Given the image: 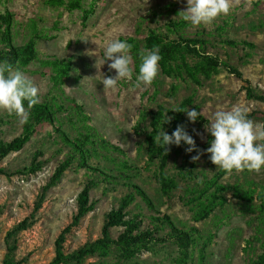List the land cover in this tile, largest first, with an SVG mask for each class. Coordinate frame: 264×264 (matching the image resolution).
<instances>
[{
    "label": "rangeland",
    "instance_id": "1",
    "mask_svg": "<svg viewBox=\"0 0 264 264\" xmlns=\"http://www.w3.org/2000/svg\"><path fill=\"white\" fill-rule=\"evenodd\" d=\"M80 1L82 9L71 11L59 1L0 0V63L22 70L37 86L40 103H48L56 111L53 124L35 126L20 151L0 160L4 171L0 175V264L6 258L25 264H49L55 256L58 235L77 212V195L90 182L93 210L66 235V254L96 240L105 215L119 209L130 195L134 199L123 210L125 219L135 220L139 232L151 236L129 241V247L138 252L132 258L127 257L125 247L112 246L106 255L88 257L83 264L264 261V216L257 199H264V169L226 173L220 180L227 189L226 204L196 222L206 182L220 170L208 154H202L195 162L193 178H187L184 171L192 164L194 152L186 153V145H172L166 155L158 156L151 154L146 144L151 115L158 106L175 110L189 97L193 105L188 109H195L206 121L190 123L183 114L181 125L193 136L198 149L208 137L205 125L217 111L238 106L248 119L264 128V100L249 99L245 91L248 83L257 98H264V0H231L228 15L197 27L180 17L187 10V0ZM169 23L181 24L173 30L167 27ZM149 29L155 30L164 44L174 43L179 65L183 56L190 67H198V82L185 74L166 77L159 69L147 89H135L134 77L119 81L115 89L104 88L103 78L115 75L108 69L110 61L101 63L108 42L133 37L143 50ZM30 42L37 53L35 60L24 65L10 56L11 48L22 50ZM54 58L71 63L62 85L52 81L49 63ZM24 125L15 114L0 110V147L19 137ZM66 139L85 142L88 152L84 162L79 156L72 157L60 181L49 186L55 168L71 157ZM101 140L125 155L104 148ZM163 158L162 171L176 184L168 196L162 195L158 182ZM34 166L39 169L31 173ZM133 187L146 195L150 206ZM235 192L252 195L253 200L240 201L234 197ZM164 217L172 226L164 222ZM24 220L31 223L29 229L6 241L7 232ZM123 233L124 228L110 230L114 240Z\"/></svg>",
    "mask_w": 264,
    "mask_h": 264
},
{
    "label": "trees",
    "instance_id": "2",
    "mask_svg": "<svg viewBox=\"0 0 264 264\" xmlns=\"http://www.w3.org/2000/svg\"><path fill=\"white\" fill-rule=\"evenodd\" d=\"M60 2L62 5H66L67 8L71 11L73 10H81V1L80 0H72L65 3L63 0H49V2ZM181 23H169L167 26L170 29L176 30L180 27ZM120 40L127 41L128 44L131 45V55L133 57V77L135 78V75L138 73V68L140 64V54L144 52L145 49H153V48H159V55L161 57L159 61V69L161 70V73L166 77H178L182 76V74H185L187 77H189L193 82H198V79L196 77V74L199 73L198 67H190L185 57H180V65L177 63L178 60L175 57L176 51L173 47V42H168L166 44L163 43L162 37L153 29H149L148 33L144 39V44L142 46L143 50L140 49L139 42L133 38H119ZM192 43H199V44H205L204 41H190ZM233 44V43H231ZM247 46L253 48V45L247 44ZM10 56L13 59H17L18 61H21L22 64L27 65L33 60L37 58V53L34 47V44L32 42L28 43L22 50L17 49H10ZM20 52V53H19ZM0 56V60H1ZM49 66L52 68V81L55 85H62L64 80L68 78L70 71H71V63L68 60H59L54 58L53 61L49 63ZM194 69V70H193ZM232 74L237 76L238 78H241V74H239L236 70L231 69L230 70ZM246 96L249 99H257V100H264L263 97H256V95L253 93L252 89L250 88L249 84L247 83V87L245 89ZM193 105V98L189 97L186 100L183 101V103L175 110L167 109L163 106H158L157 110L151 115V120L149 127L151 129L149 135L146 139L147 147L149 148V152L151 154H157L159 155H166L169 152L170 146L167 150V153L164 149L160 148L158 146L159 142L156 141V133L163 127V129L167 128L166 133L171 135V133L176 129L178 125L182 124L183 114L186 108L192 107ZM25 108L27 109V105L25 104ZM29 119L28 122L24 125L23 133L13 139L11 142L2 144L0 147V160L5 158L8 154L20 151L24 145L30 140L31 136L34 133L35 126L41 125L43 123H49L53 124L54 122V116L56 114V111H54L53 107L48 103H39L38 105L34 106L33 108L29 109ZM177 111V112H175ZM166 119L169 121L168 123H165ZM196 122H206L202 116L199 117V119ZM165 123V124H164ZM211 140L210 135L208 134L206 142L200 147L199 150L203 152L208 146V142ZM66 145L71 149V157H69L66 161L60 163L56 168L52 175L50 185L54 186L57 184L63 174L69 169L72 157L79 156L80 161L84 162L85 154L88 152V150H84L85 148V142L80 140H74L70 141L69 139L65 140ZM104 145V148L106 149H112L114 151H117L119 154L125 155L123 151H121L119 148L112 147L111 145L105 143L103 140L100 141ZM197 155L196 152H194V156ZM83 165H86V163H82ZM165 164V158L162 159L161 162V170L158 174V182L160 185V191L163 196H168L176 187L175 182L167 177L164 172L162 171ZM195 168V162L192 161V164L189 166L187 170L184 171L187 176V178H193V171ZM39 169V166H34L33 169H31V173L37 171ZM4 171L3 169H0V175H3ZM226 174V172L220 170L210 181L206 182L204 193L202 196H204V199L201 201V197H199V204L197 205L198 209L195 213V221L200 222L205 219H207L213 211L218 207H223L227 199L224 196V193L226 192V188L220 183V180L223 178V176ZM93 184L87 183L85 188L77 195L76 203H77V212L73 216L71 223L67 225L58 235L56 241H55V256L53 260L49 264H83V261L88 258L92 257L97 254L106 255L108 250L112 246H122V248L125 247V253L127 257L132 258L136 255L137 249H133L130 246L129 241H142L143 239L148 238L151 236L149 233H141L139 232L138 223L135 222L133 219H125L126 215L123 213V210L128 207L134 197L133 195L127 196L125 199H123L121 206L117 210H112L107 215H105L104 223L101 229L100 236L89 243L84 244L81 248H79L76 251H73L69 254H66L63 249V244L65 242V237L67 234L71 232V230L75 227H77L81 221V219L87 215L89 212L93 210V205L90 204L89 201V191L92 188ZM135 193L140 196L143 201H145L149 206V200L147 199L146 195L137 187H133ZM234 197L240 201H246L251 202L253 200L252 195H242L239 193H234ZM258 201L260 202V212L264 216V199L263 197L259 196L257 197ZM159 220V219H155ZM168 225L172 226L171 223H169V220L167 217H164ZM31 226V223H28V220H24L20 223H18L16 226L11 228L7 234H6V241L12 240V238L20 233L24 232L29 229ZM112 228H124V233L120 235V237L117 240H114L110 235V230ZM174 230V229H173ZM135 234V235H134ZM15 247H11L10 251L14 250ZM9 251V252H10ZM2 264H25L23 262H15L8 258H6ZM257 264H264L263 259L261 262H258Z\"/></svg>",
    "mask_w": 264,
    "mask_h": 264
},
{
    "label": "clouds",
    "instance_id": "3",
    "mask_svg": "<svg viewBox=\"0 0 264 264\" xmlns=\"http://www.w3.org/2000/svg\"><path fill=\"white\" fill-rule=\"evenodd\" d=\"M230 10L231 0H187V10L181 12L180 17L193 27L207 26L219 16L228 15ZM130 53L131 45L127 41L113 39L108 42L101 63L104 65L110 61L108 69L114 70L115 75L103 76L104 88L115 89L119 81L133 80V57ZM160 59L159 48L145 49L140 54L138 73L133 83L135 89L151 86L158 76ZM39 103V90L25 73L7 63H0V110L9 115L15 114L24 124L29 119L28 110ZM183 112L190 123H195L201 116L195 109L187 108ZM168 122L166 119L165 123ZM205 130L211 140L203 152L182 125H178L171 135L161 127L156 133V141L166 153L169 146L186 145V153H197L191 157L193 162L198 161L202 154H208L210 162L226 173L244 170L259 172L264 169V128L248 119L242 108L233 106L231 110L215 112L212 121L205 125Z\"/></svg>",
    "mask_w": 264,
    "mask_h": 264
}]
</instances>
